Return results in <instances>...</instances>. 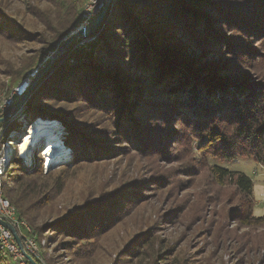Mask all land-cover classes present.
Returning <instances> with one entry per match:
<instances>
[{"label":"trees","instance_id":"16d2710c","mask_svg":"<svg viewBox=\"0 0 264 264\" xmlns=\"http://www.w3.org/2000/svg\"><path fill=\"white\" fill-rule=\"evenodd\" d=\"M42 1L47 5L29 6L33 19L27 22L0 0L1 94H10L81 22L78 1ZM34 21L43 29H33ZM93 36L89 50L73 48L74 42L39 80L25 105L31 125L59 123L52 118L64 123L66 143L74 150L72 164L111 155L109 146L116 141L115 151L129 158L171 165L101 189L99 196L90 192L60 211L55 203L67 189L66 178L54 175L52 166L43 175L42 158L41 167L33 168L14 156L4 195L38 240L46 232L62 236L61 245L76 264L110 260L115 248L106 242L109 233L123 216L148 203L149 191L161 198L193 185L205 164L184 161L183 151L195 143L218 159L250 156L264 165V0H114ZM195 51L208 59L197 61ZM71 102L106 114L109 142L86 141L83 131H90L91 123L61 108ZM16 123L10 121L8 131L18 129ZM209 169L218 182L227 180L243 195L230 215L249 212L252 178L219 165ZM177 214L184 217L185 211L171 202L166 212L149 217L148 227L117 248L116 264H195L151 232ZM0 264H13L1 249Z\"/></svg>","mask_w":264,"mask_h":264},{"label":"rangeland","instance_id":"374dc122","mask_svg":"<svg viewBox=\"0 0 264 264\" xmlns=\"http://www.w3.org/2000/svg\"><path fill=\"white\" fill-rule=\"evenodd\" d=\"M5 1L12 10L19 13V16L27 22H32L33 19L30 16V5H47V3L42 0ZM66 1L69 3L78 1L81 5L80 15L82 16L84 8L91 4L90 2L93 0ZM106 1L107 0H98L97 3H101L100 11L106 4ZM33 23L34 24L31 23L33 29H43L41 23L39 24L35 21ZM80 25L81 22L78 26ZM77 27L74 30H76ZM95 36L80 38L75 42L73 48L86 46L89 50ZM30 46L31 45L21 47L28 48ZM3 47L7 50H11L12 54L20 55L21 53L19 50L10 49L8 45H4ZM66 52L52 64L50 69L66 54ZM200 52L201 51H195L193 56L197 58V61L202 63L208 58L201 56ZM212 53L213 52H211L209 57L213 55ZM65 58L66 56L62 61H64ZM47 61L48 55L43 57L41 65L38 67V72ZM62 61L54 70L60 66ZM36 87L37 85L35 88ZM77 103L78 102H71L63 105L64 107L61 108L67 111L71 110L79 120L91 123V126L89 125L90 131H83L86 141L94 139L103 143L109 142L106 136L111 132H109L106 114L102 113L100 110L89 108L85 104L78 105ZM5 113L3 116L6 115ZM14 119L17 122L15 125L19 126L18 129L15 130L17 133L14 135V140L20 142L15 145L17 149L21 144V140L33 130L32 128L34 127L31 128V124L34 122V119L28 118L25 111L8 120L10 122ZM50 120H57L59 122L56 136L58 139H62L64 146L66 145L65 148L69 150L66 155L50 161L51 165L46 162V166H52L50 169L54 175L61 174L63 178H66L68 185L66 191H64L55 203L57 210L64 211L72 207L71 205L73 203L80 199H84V196L90 192L96 193V195L99 196L102 193L101 189L111 190L126 179L131 177L139 178L151 169L157 171L171 165L145 157L141 159L138 157V162L135 157L129 158L125 153L121 154L115 151V149H117L115 148L116 145H119L116 141L109 146L111 155L92 161H83L80 162L83 163L80 165L72 164L69 161L74 157V150L66 143V137L69 136L66 126L56 118ZM30 128L32 130L28 132ZM44 137L39 140V144L37 143L38 146H35L32 152L31 164L27 165L24 161L25 158L22 159V157L17 154L22 159L24 166L33 168L41 167L40 159L42 158V161L46 159L43 157L46 151L44 147L47 143ZM192 147L193 148L189 150L183 151L187 152L185 153L187 157L184 161L191 162L192 165L197 163L198 166L205 164L199 175L194 178L193 185L187 190H183V187L172 189L162 194L161 198H158V193L149 191L147 195L149 196L148 203L140 209L132 210L128 215L123 216L121 221L109 233L106 242H108V245H113L115 250H111L112 258L110 260L105 257L102 261L103 264H116L117 257L115 256L118 252L117 248L121 249L130 238L138 235L140 231L148 227L151 224L149 217H155V215L159 216L163 211L166 212L171 202H173L174 205L176 203H181L182 210L185 211L184 217L177 214V216L170 217L166 223L158 224L159 226L153 225V229H151V232L154 233L156 238L160 237L164 239L169 250H172V248L173 250H178L181 252V255L193 260L195 264H264V165L250 156L222 160L215 158L209 153L204 154L205 152L203 153L200 151L198 143H195ZM212 165H219L232 171H241L252 178L254 188L250 198H248L250 200L249 206H251L249 212L244 211L238 213L239 217L230 215V210L232 208L235 209L242 203L240 197L243 195L227 180L218 182L210 172L209 167ZM42 168L43 175H46L48 169L45 168L44 164H42ZM14 170L15 163L12 162L8 173L2 178L3 181H5L7 176L12 174ZM147 177L148 175L146 174V178ZM178 197L184 199V201L180 202ZM248 214L250 215V219L247 220L246 215ZM47 218L48 215L39 219L38 225H41ZM50 234L51 232H46L40 236L39 239L43 242L41 244V253L49 261V264H76L69 260L70 252L61 245L64 238L58 234L55 236H50ZM113 246L111 247L112 249ZM119 263L122 264L123 262Z\"/></svg>","mask_w":264,"mask_h":264},{"label":"built area","instance_id":"2783aa9c","mask_svg":"<svg viewBox=\"0 0 264 264\" xmlns=\"http://www.w3.org/2000/svg\"><path fill=\"white\" fill-rule=\"evenodd\" d=\"M98 0H93L83 10L81 24L89 22L100 11L101 3ZM38 68L28 72L21 82L13 88L10 94H0V117L7 114L8 109L13 105L16 98L21 96L30 85L31 81L36 77ZM9 120L0 123V219L9 221L17 230V233L22 241L25 252L33 258H39L44 264L45 261L41 256V244L32 227L25 220L19 219L15 206L4 195L3 192V176L8 173L9 167L13 161L14 155L19 154L22 159L20 145L15 148V145L20 142L14 140V132L8 131ZM8 136V137H7ZM13 136V137H12ZM8 138V139H7ZM13 138V139H12ZM10 146L11 153L8 155V148ZM35 146L31 148V156ZM17 153H16V150ZM19 152V153H18ZM43 157L44 154H43ZM26 163V160H24ZM46 159L43 161L45 165ZM27 164V163H26ZM48 169L47 167H45ZM0 249L3 254L9 257L13 264H31L25 253L19 247L13 233L9 228L0 222Z\"/></svg>","mask_w":264,"mask_h":264},{"label":"water","instance_id":"95a60500","mask_svg":"<svg viewBox=\"0 0 264 264\" xmlns=\"http://www.w3.org/2000/svg\"><path fill=\"white\" fill-rule=\"evenodd\" d=\"M113 2L114 0H107L104 7L101 9V11L97 13L95 17H93L89 22L78 26L76 30L70 32V34L63 40V42L57 47V49L48 54V61L42 65L41 70L37 73L36 77L31 81L27 90L21 96H18L16 98L13 105L8 109L7 114L4 115L3 117H0V123L25 111V105L30 99V97L32 96L33 90L35 86L37 85L38 81L41 79V77L46 74V72L50 69L52 64L61 55H63L74 42H76L80 38H85L89 36L91 37L96 33V31L99 30L103 22L106 20L108 8ZM40 65L38 67H40ZM0 222L11 230L19 247L25 253L29 262L31 264H39L31 255L25 252V249L23 247L22 241L17 233L16 228L9 221L0 219Z\"/></svg>","mask_w":264,"mask_h":264},{"label":"bare ground","instance_id":"6f19581e","mask_svg":"<svg viewBox=\"0 0 264 264\" xmlns=\"http://www.w3.org/2000/svg\"><path fill=\"white\" fill-rule=\"evenodd\" d=\"M58 127H59L58 123H45L35 126L34 128H32L33 130L31 128L29 129L28 132H30L31 130L32 131L29 134H27L23 140H21V145H20L21 155L25 158L27 165L31 164L32 161L31 148L33 146H38L39 140L44 136H45L44 138H46L47 141L44 147V149H46L44 155L46 158V162H48V164L50 163V161L55 160L57 157L64 156L69 152V150L65 148L66 145L64 146L62 139L60 140L56 136L57 133L56 131ZM16 133L17 131L14 132L13 136ZM10 153H11V149L9 146L8 155H10ZM45 167L49 168V166H46V163H45Z\"/></svg>","mask_w":264,"mask_h":264}]
</instances>
